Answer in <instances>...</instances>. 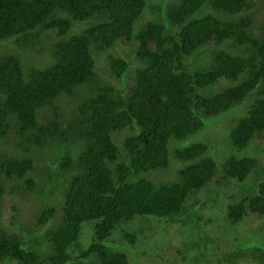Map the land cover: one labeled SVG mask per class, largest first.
<instances>
[{
	"label": "trees",
	"instance_id": "trees-1",
	"mask_svg": "<svg viewBox=\"0 0 264 264\" xmlns=\"http://www.w3.org/2000/svg\"><path fill=\"white\" fill-rule=\"evenodd\" d=\"M160 1L0 0V41L15 37L29 45L46 36L45 30H52L53 36L46 37L54 43L57 57L54 63L33 65L27 72L18 54L0 57V194L6 179H25L29 190L56 195L60 203L59 212L49 206L38 214L39 226L56 216L43 231L40 251L0 229L1 264L5 260L19 264H130L128 253L121 251L125 249L120 235H113L110 241L116 227L138 215L179 213L217 175L216 161L207 155L208 143L193 142L175 149V157L187 162L178 170L177 181L134 179L141 172L167 168L171 138L196 133L204 125L202 116L219 115L258 86L260 97L231 129L230 139L241 150L264 131V28L260 37L255 36L249 13L253 3L261 0H212L219 12L246 13L236 21L210 14L192 19L208 0L167 5L162 20ZM144 15L143 28L135 31ZM94 17L96 23L71 33L74 22ZM167 21L180 26V31L171 32ZM133 38L142 66L129 93L124 94L96 73L93 51H106L120 39ZM225 40L247 46V56L220 51L209 70H187V56L208 42ZM108 56L111 72L118 78L124 76L129 62L120 55ZM247 70L249 77L237 86L213 96L198 91L221 78L237 79ZM65 96L78 106L72 115L54 108ZM137 127L138 133L125 135L117 143L116 134ZM6 144L11 148H4ZM41 158L46 162L44 186L30 176L39 174L35 160ZM257 166L256 157L231 155L222 164L223 178L242 182ZM225 214L232 223L250 214L264 219V178L253 192L231 202ZM89 221L94 223V236L82 247V224ZM128 236L135 243V233H124L123 239ZM258 256L264 260V250Z\"/></svg>",
	"mask_w": 264,
	"mask_h": 264
},
{
	"label": "rangeland",
	"instance_id": "rangeland-1",
	"mask_svg": "<svg viewBox=\"0 0 264 264\" xmlns=\"http://www.w3.org/2000/svg\"><path fill=\"white\" fill-rule=\"evenodd\" d=\"M178 2L179 0L160 1V4L164 5L161 8L162 20L163 17L165 18L167 5ZM253 5L249 12L254 19L253 33L260 37L264 28V1H255ZM159 12L157 9L158 17H160ZM207 14L214 15L219 19L236 21L246 13L230 15L219 12L214 9L212 0H208L192 15V19ZM149 16L151 15L149 14ZM145 21V15L141 16L136 23L135 31L143 28ZM96 22V17L82 22H74L71 33H80ZM167 25L171 32L180 31L178 25H173L169 21H167ZM44 33L46 36L54 34L52 30H45ZM46 36H41V40L31 42L29 45H24L15 37L2 40L0 41V57L5 53L18 54L24 64V72H27L28 67L33 65L42 67L52 64L57 57L53 49L54 43L52 44V40ZM136 46L137 41L134 38L130 41L120 39L106 51H93L96 60V73L117 89L123 90L124 94L129 93L130 86L135 81L136 72L142 66ZM126 50L128 52H125ZM220 51L247 56L248 47L236 45L232 40H225L221 43L208 42L184 59L185 66L192 73L207 71L214 63L215 54ZM109 54L123 56L122 58L129 62L128 71L121 78L111 72ZM248 77L249 71L247 70L237 79L221 78L206 88L198 89V91L204 96H213L226 88L241 84ZM260 88L258 86L241 103L233 105L217 116H202L204 125L196 133L183 139L171 138L168 143L169 164L167 168L141 172L133 177L134 179L148 178L154 182L177 181L178 170L185 167L187 162L175 157V149L185 147L193 142L208 143L207 155L213 157L217 164V175L213 177L215 179H212L206 187L201 188L197 196L190 197L179 213L163 217L138 215L134 220L120 223L116 227L110 241H113V235H120L125 249L121 251L128 253L130 264H264V260L258 256V253L264 250V219L250 214L243 221L232 223L226 219L225 214L227 206L231 202L236 203L248 192H253V187L260 179L264 178V131L257 134L241 150L234 147L230 139L231 129L240 118L247 114L254 101L260 97ZM58 104L55 102L54 108H61L69 115L75 113L78 108L70 96L62 97ZM137 128L116 134L117 143L119 144L125 135L139 132V128ZM4 148L10 149L11 147L6 144ZM1 149L2 147H0ZM231 155L256 157L258 166L242 182L234 179L226 181L227 179L223 178L222 164ZM45 164L43 158L36 159L35 167L39 168L40 172L39 174H30L35 178L38 186H44L42 179L45 177L42 169ZM24 182L25 179H6L4 182V190L0 194V229L18 236L31 249L35 248L34 250L38 251L37 249H39L40 251L42 249L41 242L44 240L43 231L50 227L49 223L56 221V216L51 218L46 225L39 226L37 224L38 214L49 206H55L59 212L60 203L58 205L56 195L29 190L24 186ZM126 232L135 233V243H130V236L123 239ZM80 235L79 242L82 247H85L93 239L94 223L92 221L84 222ZM161 254L165 255L164 259H160ZM2 264L19 263L15 260H5Z\"/></svg>",
	"mask_w": 264,
	"mask_h": 264
}]
</instances>
